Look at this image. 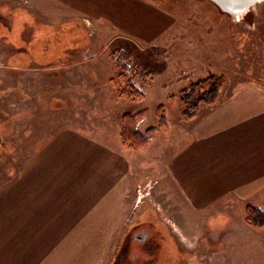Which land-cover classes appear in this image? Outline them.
Here are the masks:
<instances>
[{"label": "rangeland", "instance_id": "1", "mask_svg": "<svg viewBox=\"0 0 264 264\" xmlns=\"http://www.w3.org/2000/svg\"><path fill=\"white\" fill-rule=\"evenodd\" d=\"M212 75L225 77L217 104L186 120L180 92ZM255 85L264 86V1L234 17L208 0H0V186L63 129L118 141L135 174L129 221L107 252L119 255L114 264H264V226L246 213L264 212V196L199 210L168 172L196 120ZM139 112L137 130L157 133L133 150L123 117Z\"/></svg>", "mask_w": 264, "mask_h": 264}, {"label": "crops", "instance_id": "2", "mask_svg": "<svg viewBox=\"0 0 264 264\" xmlns=\"http://www.w3.org/2000/svg\"><path fill=\"white\" fill-rule=\"evenodd\" d=\"M189 135L168 169L177 194L199 210L256 205L264 196V86L200 116ZM116 145L63 129L0 186V264L116 262L107 252L129 221L135 174V159Z\"/></svg>", "mask_w": 264, "mask_h": 264}, {"label": "trees", "instance_id": "3", "mask_svg": "<svg viewBox=\"0 0 264 264\" xmlns=\"http://www.w3.org/2000/svg\"><path fill=\"white\" fill-rule=\"evenodd\" d=\"M224 83V76L212 75L196 81L188 88L182 90L179 94V98L185 107L183 115L186 120H193L197 117L200 105L215 106L219 100ZM162 110L161 108L159 114L160 128H166L167 122ZM143 115H145V113L139 112L136 114H127L123 117L121 139L124 146L129 149L138 150L146 147L157 133L156 128H150L144 133L137 130L136 125ZM246 213L247 222L251 226H264V212L262 210L257 207L249 206Z\"/></svg>", "mask_w": 264, "mask_h": 264}, {"label": "water", "instance_id": "4", "mask_svg": "<svg viewBox=\"0 0 264 264\" xmlns=\"http://www.w3.org/2000/svg\"><path fill=\"white\" fill-rule=\"evenodd\" d=\"M218 5L223 11L237 17L239 14H245L249 9L264 0H208Z\"/></svg>", "mask_w": 264, "mask_h": 264}, {"label": "flooded vegetation", "instance_id": "5", "mask_svg": "<svg viewBox=\"0 0 264 264\" xmlns=\"http://www.w3.org/2000/svg\"><path fill=\"white\" fill-rule=\"evenodd\" d=\"M144 223H138L137 226H135V229L136 231L133 233V237H134V240H136L137 242H140V245L143 246V248L146 246V243H147V240L149 239V233L147 232L146 228L144 225H142ZM131 234V233H130ZM176 241H177V244L179 245L180 243V238H176ZM187 245V247L189 248L188 250H191L193 248V245L190 246V244L188 243H185ZM181 245V244H180ZM156 247H152L151 251L153 252V250L155 249ZM187 250V249H186ZM175 254V253H174ZM135 255V254H133ZM164 255H169L168 254H164ZM177 255V254H175ZM150 256V255H149ZM152 256V255H151ZM137 258V256L134 257V259ZM197 259V256L194 257H190L189 260L190 262L188 264H194V260ZM149 260V259H148ZM153 260H149L147 262H151ZM181 258L178 259L177 261H175V264H182L181 262ZM173 264V263H172Z\"/></svg>", "mask_w": 264, "mask_h": 264}, {"label": "bare ground", "instance_id": "6", "mask_svg": "<svg viewBox=\"0 0 264 264\" xmlns=\"http://www.w3.org/2000/svg\"><path fill=\"white\" fill-rule=\"evenodd\" d=\"M241 15H243V14H239L238 17H240Z\"/></svg>", "mask_w": 264, "mask_h": 264}]
</instances>
